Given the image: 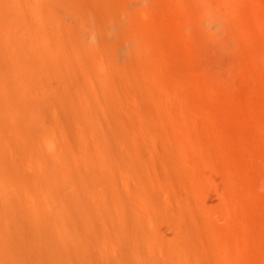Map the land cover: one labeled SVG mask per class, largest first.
<instances>
[{"label":"rangeland","instance_id":"rangeland-1","mask_svg":"<svg viewBox=\"0 0 264 264\" xmlns=\"http://www.w3.org/2000/svg\"><path fill=\"white\" fill-rule=\"evenodd\" d=\"M204 3L218 9L200 14L201 30L246 50L226 74L192 50L189 8ZM138 41L169 59L210 133L239 158L248 234L235 255L264 264V0H0V264L193 257L184 220L197 197L166 179L145 136L137 105L149 99L136 83L149 80L128 61Z\"/></svg>","mask_w":264,"mask_h":264},{"label":"bare ground","instance_id":"bare-ground-1","mask_svg":"<svg viewBox=\"0 0 264 264\" xmlns=\"http://www.w3.org/2000/svg\"><path fill=\"white\" fill-rule=\"evenodd\" d=\"M202 7L204 8V11L201 9L202 12L189 8L195 14L192 50L199 56V63L205 69L219 75L217 73L222 69L223 71L232 69L233 67L226 68L225 65L230 63L231 66L235 57L237 59L238 55H243L246 50L242 49L241 43V46L236 43L239 47L236 44V48L232 46L234 41L232 44L230 42L233 36L227 30L226 34L231 35L228 36L229 44L237 50L236 53L235 51L230 53L228 50L230 46L226 45L228 39L223 37L224 34L220 37L203 32L200 14L205 12L203 16L206 14L207 17H213L218 8L208 3H204ZM121 11L122 8L119 11L117 9L118 13ZM126 18L131 32L129 34L135 35L132 17ZM225 18L227 19L226 16ZM130 47L132 48L128 50L129 66L133 71L145 73L146 79L149 80L148 86L141 82L136 83L149 99V105L143 103L137 105L145 136L154 139L151 148L161 155L160 161L166 169V179L185 190L188 195L197 197L194 202L189 201L186 204L192 220L190 222L184 220L196 237L194 241L184 242L193 257L178 255L167 259L166 264H243L235 255L237 239L239 236L245 238L248 234L239 226L247 217L245 210L242 209L241 192L244 185L235 178L239 158L210 133L207 115L182 82L173 76L169 68V59L155 55L144 41H138ZM241 58L240 56L239 59ZM137 61H141L142 64H138ZM219 66L221 69H218ZM158 67H161L165 74H160ZM224 73L226 74V71ZM220 74L222 77V73ZM147 117L152 118L154 123L151 124ZM111 255L118 258L119 252L112 250Z\"/></svg>","mask_w":264,"mask_h":264}]
</instances>
